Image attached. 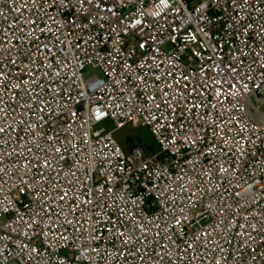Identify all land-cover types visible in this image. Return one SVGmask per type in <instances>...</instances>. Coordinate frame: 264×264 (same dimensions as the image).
<instances>
[{
	"label": "built area",
	"instance_id": "2783aa9c",
	"mask_svg": "<svg viewBox=\"0 0 264 264\" xmlns=\"http://www.w3.org/2000/svg\"><path fill=\"white\" fill-rule=\"evenodd\" d=\"M0 264H264V0H0Z\"/></svg>",
	"mask_w": 264,
	"mask_h": 264
},
{
	"label": "rangeland",
	"instance_id": "374dc122",
	"mask_svg": "<svg viewBox=\"0 0 264 264\" xmlns=\"http://www.w3.org/2000/svg\"><path fill=\"white\" fill-rule=\"evenodd\" d=\"M100 75V72L98 70H95L93 68H88L86 72V76H92V75ZM105 127L108 129H112L113 125L109 122L104 123ZM115 137L118 141V143L125 149L128 150L127 146V139L128 137H132L135 139V141H142V145L145 147V150L148 148H151L154 150V152L158 151V145L148 130V128L144 125L140 126H132L128 125L126 127H123L116 131ZM152 146V147H151ZM153 150L151 152H153ZM148 152V151H147ZM150 153V152H149Z\"/></svg>",
	"mask_w": 264,
	"mask_h": 264
},
{
	"label": "trees",
	"instance_id": "16d2710c",
	"mask_svg": "<svg viewBox=\"0 0 264 264\" xmlns=\"http://www.w3.org/2000/svg\"><path fill=\"white\" fill-rule=\"evenodd\" d=\"M134 143H137V144H142V141H135V139L134 138H132V137H128V139H127V146H128V149L134 144ZM152 147V146H151ZM153 149H151V148H148L146 151H148V152H151ZM154 151V150H153Z\"/></svg>",
	"mask_w": 264,
	"mask_h": 264
}]
</instances>
